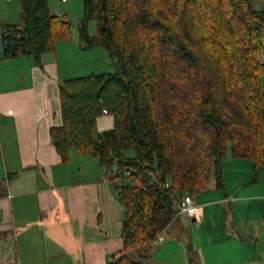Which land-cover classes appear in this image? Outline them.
<instances>
[{"label": "trees", "instance_id": "16d2710c", "mask_svg": "<svg viewBox=\"0 0 264 264\" xmlns=\"http://www.w3.org/2000/svg\"><path fill=\"white\" fill-rule=\"evenodd\" d=\"M83 2L84 48H106L117 70L62 80L63 124L51 136L63 162L73 150L91 154L115 185L125 245L109 264H148L138 250L150 252L181 217L183 195L195 198L213 179L224 189L230 156L252 162L254 173L264 165V7L259 0ZM71 26L49 0H21V23L6 27L5 56L31 54L43 67L42 54L69 38ZM104 115L114 126L100 130Z\"/></svg>", "mask_w": 264, "mask_h": 264}, {"label": "crops", "instance_id": "0c3cea01", "mask_svg": "<svg viewBox=\"0 0 264 264\" xmlns=\"http://www.w3.org/2000/svg\"><path fill=\"white\" fill-rule=\"evenodd\" d=\"M74 5L49 0L65 19ZM20 23L21 0H0V264H109L125 245L123 206L96 157L73 150L62 161L51 128L63 124L60 82L71 77L63 78L52 51L42 54L43 67L31 54L5 56L2 30ZM97 126L112 128L113 116L99 117ZM228 180L225 168L224 189L211 183L195 197L203 211L188 217L192 233L179 218L150 252L137 254L148 264H264V186L255 178L260 194L243 196L249 183ZM227 202L232 220L224 217ZM174 241L182 249L157 259Z\"/></svg>", "mask_w": 264, "mask_h": 264}, {"label": "rangeland", "instance_id": "374dc122", "mask_svg": "<svg viewBox=\"0 0 264 264\" xmlns=\"http://www.w3.org/2000/svg\"><path fill=\"white\" fill-rule=\"evenodd\" d=\"M83 14V0H75L74 7L71 8L70 13L66 17V20L72 24L70 37L64 40H60L57 43L58 46L56 47V50L52 51L51 53V55H55L59 61L63 78H76L92 73L100 74L104 72H115L117 70L116 59L110 55L109 51L106 48L101 46L84 48V44L81 41L79 35L78 25L79 18H81ZM63 17L64 16H62V18ZM89 28L92 33H96L97 27L95 22H91ZM225 168L227 170V177L229 179L228 182L230 185H232V187H235V184L241 181L249 183V186H247L245 190L240 193L243 194V196L260 194V189L252 188L255 178L259 179V187L263 190L262 186H264V165L259 167L257 173H254L252 162L230 156L226 160ZM212 183L215 184L214 179L212 180ZM219 193L222 196L226 194L224 190L220 191ZM228 193L230 194V192ZM199 204L202 205L200 202ZM229 207L230 203L227 202L225 204V209L227 212H225L224 217H226L227 220L229 218L232 220L231 216H233V214H230L232 208ZM179 221L180 223H182L186 232L192 233L195 230V223H193L192 220L188 218V216L183 215L182 217H180V220H178V222ZM181 243L186 246V243L184 241H181ZM177 248H179L178 251L182 249L180 244L175 241L173 243H169L166 251L161 253L157 259H165L167 255L173 254L175 251H177ZM154 249L155 247L153 248V250ZM156 249V251H158L159 246L156 247ZM183 253L186 258L187 251L184 250Z\"/></svg>", "mask_w": 264, "mask_h": 264}, {"label": "built area", "instance_id": "2783aa9c", "mask_svg": "<svg viewBox=\"0 0 264 264\" xmlns=\"http://www.w3.org/2000/svg\"><path fill=\"white\" fill-rule=\"evenodd\" d=\"M262 1V6L264 7V0ZM2 34L4 37H7L10 35V31L8 28H3ZM5 45L7 44V41L4 40ZM263 59H264V51L262 53ZM104 113H108V111L105 109L103 110ZM177 208H178V216L186 215L191 218H198L203 211L202 205H200L197 200L190 194H185L181 197V199L177 202ZM176 220V219H175ZM176 222V221H174ZM162 241V235H160L157 239L153 241V244H157Z\"/></svg>", "mask_w": 264, "mask_h": 264}, {"label": "water", "instance_id": "95a60500", "mask_svg": "<svg viewBox=\"0 0 264 264\" xmlns=\"http://www.w3.org/2000/svg\"><path fill=\"white\" fill-rule=\"evenodd\" d=\"M32 50H33V46H32L31 43L29 42V49H28V51L31 53Z\"/></svg>", "mask_w": 264, "mask_h": 264}]
</instances>
